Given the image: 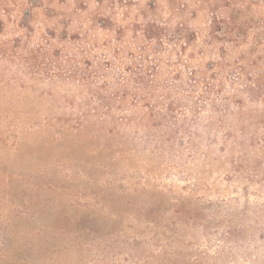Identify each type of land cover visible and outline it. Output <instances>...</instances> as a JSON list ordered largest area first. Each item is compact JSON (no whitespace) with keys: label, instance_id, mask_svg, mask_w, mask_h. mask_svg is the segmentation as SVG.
I'll list each match as a JSON object with an SVG mask.
<instances>
[{"label":"rangeland","instance_id":"rangeland-1","mask_svg":"<svg viewBox=\"0 0 264 264\" xmlns=\"http://www.w3.org/2000/svg\"><path fill=\"white\" fill-rule=\"evenodd\" d=\"M0 264H264V0H0Z\"/></svg>","mask_w":264,"mask_h":264}]
</instances>
